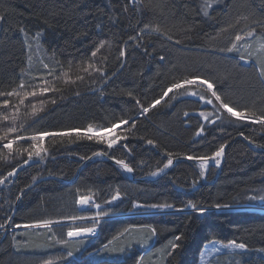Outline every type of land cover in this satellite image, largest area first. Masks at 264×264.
<instances>
[{"label":"trees","instance_id":"trees-1","mask_svg":"<svg viewBox=\"0 0 264 264\" xmlns=\"http://www.w3.org/2000/svg\"><path fill=\"white\" fill-rule=\"evenodd\" d=\"M201 2L0 0V91L16 88L22 72L28 85L44 87L43 81L47 80L51 82L47 86L59 89L29 97L23 104L11 97L13 107L0 109V116L15 113L17 118L13 125L0 121V135L8 126L18 129L10 137L13 138L37 132L83 131L89 124L108 127L120 120L129 122L117 129V135L126 139H120L112 149L105 143L77 139L75 135L71 140L45 137L40 142L47 149L42 153L44 159L34 156L31 164L0 185V224L10 221V227L15 228L45 219L54 222L47 228L14 229L4 237L0 233V264H42L46 257L56 255L65 259L62 264H197L204 244L212 240H235L246 245V251L221 254L213 264H264V210L253 208L261 206L257 200L264 196V149L255 148L244 139L247 136L264 144V127L216 112L217 102L206 92V98L213 99L208 109L204 100L173 90L156 107L141 114V106H149L172 83L193 75L213 82L230 105L251 108L257 115L264 111V82L257 64L264 51L259 50L257 39L240 42L260 51L253 58L245 57L247 63L239 58L242 51L218 50L229 46L237 32L243 34L249 27H255L258 35L264 32L260 27L264 24V0H219L207 17L200 11ZM144 25L149 28L141 32ZM157 26L173 40L151 31ZM21 28L25 31L21 32ZM37 33L44 53L40 59H29ZM177 39L182 43L175 44ZM101 41L107 43L91 62L104 69V79L94 69L88 73L80 71ZM121 50L125 52L123 57ZM161 55L165 57L163 61ZM69 62V77L84 76L83 81L65 83L67 77L62 72L68 71ZM45 63L55 70L52 75L43 67ZM3 99L0 97V101ZM17 110L24 117L17 115ZM206 110L211 111L215 124L203 122L200 112ZM202 126L204 131L197 136ZM149 139L154 143L149 145ZM32 143L35 142L21 140L14 147L31 150ZM221 145L226 149L220 165L209 163L203 177L199 175V162L184 160L175 162L158 179L151 175L163 168L169 154L172 159L211 156ZM95 152H106L114 161L124 160L133 168L135 179L147 180H133L129 172L100 156L87 162L80 159ZM25 159L27 152L23 151L0 158V178L17 169ZM45 176L55 178L26 189L34 177ZM116 189L120 199L106 203ZM81 196H89L94 204H99L97 212L109 214L98 223H68L71 216L96 215L87 206L79 209L76 201ZM252 196L257 199H249ZM189 202L207 211L200 215L187 207ZM165 203L173 205L171 211L139 213L146 211L134 207L145 209ZM217 204L221 210H217ZM78 225H96L98 230L87 242L70 241L67 231ZM144 226L156 229L153 247L160 250L158 257H151L148 246L143 245L150 235L147 228L146 237L135 235ZM178 235L182 239L176 241ZM58 240H66L67 244L57 243ZM171 243L180 246L173 250ZM138 244L143 248L139 249ZM105 245L114 250H106ZM121 248L123 252L119 251ZM68 251H73L72 257L67 256ZM97 252L106 253L97 258L93 256Z\"/></svg>","mask_w":264,"mask_h":264},{"label":"snow or ice","instance_id":"snow-or-ice-1","mask_svg":"<svg viewBox=\"0 0 264 264\" xmlns=\"http://www.w3.org/2000/svg\"><path fill=\"white\" fill-rule=\"evenodd\" d=\"M129 2H132V0H129ZM219 2V0H202L201 2V7H200V11L201 13L207 17L210 15L209 10L213 8V6L215 4H217ZM125 11H127V6H125ZM3 17L0 16V19H2ZM243 19L247 20V17H243ZM237 23H239V19L237 20ZM259 23V22H256ZM260 27L262 30H264V24H260ZM149 26L148 25H144V27L140 30L141 32H143L145 29H148ZM21 32H24L25 30L23 28L20 29ZM151 31L153 32H157L160 33L163 36H166V39L169 41L173 40V37L171 35H168L167 33H164L161 31L160 27L157 26L155 28H152ZM221 31H227V29H221ZM27 35V34H25ZM139 35V34H138ZM40 36V33H37V37ZM256 38L258 41V47L260 51H264V32H262V34L258 35L257 34V29L255 27H249V29L247 31H243V34H241L240 32H237L234 35V39L230 40L229 42V46L227 47H223L218 49L220 52H227V53H240V42L244 41L246 38ZM137 37H130V39L135 40ZM107 43V41H101L99 43V45L95 48V50H93L91 52V56L89 57L88 61L86 62V66H82L80 67V71H83L85 73H88L89 69H94L97 73H100L101 78L104 79V69L101 67H98L96 64L92 63L91 61L97 57L98 53H100L101 49H103L105 47V44ZM175 44H181L182 41L177 39L174 41ZM246 49L250 48L251 45H245L244 46ZM120 56L123 57L125 56V52L123 50L120 51ZM240 60L244 61L245 63H247L248 61L245 59V56L243 54H240L239 56ZM165 59L164 56H160V60L163 61ZM257 64L260 66V71H259V76L261 78V81L264 82V57L258 58L257 59ZM43 67L45 69H48V75H52L54 73V69L49 68L48 64H44ZM72 65L71 62H69V69L68 71H63L62 74L67 77V79L65 80V83H70V84H75L77 81H83L85 79L84 76H80L77 75L75 79H71V77H69V72L71 71ZM115 75V73L113 74ZM33 79H36L35 77H33ZM43 83L46 85L44 87H40L39 85H28L24 79V75L22 72V75L20 77V82L17 85L16 88H13L11 91H0V97H3L4 99L2 101H0V109H3L5 111H7L9 108L13 107L10 98L11 97H17L19 99V103L23 104L24 101L26 99H28L29 97H38V96H43L45 93L49 92V91H59V89L53 87H49L47 85H49L51 82L44 80ZM26 88H31V90H25ZM192 88H196V89H200L202 91H190L189 89ZM173 90H183V92H181V95H188V96H193V97H197L199 100H204L205 103L207 104H213V99L217 102V107H216V112H220L222 113H227L228 116L233 117L237 120H247L249 121L251 124H258L261 127H264V111H261L259 115H257L256 111H254L251 108H239L236 105H230L229 102H227L219 93L218 90L215 87V84L213 82H210L208 79L206 78H201L199 75H193V76H185L183 79L178 80L174 83L171 84L170 87L167 88L166 91L163 92V95L159 98L156 99L153 103H151L149 106L142 107V112L141 114L144 113H148L152 108L156 107L157 104H159L161 102V100L164 99V97L168 96V94L170 92H173ZM210 93L211 97L213 99H207L206 96L204 95V93ZM77 95H79V93H76ZM129 96L132 95L131 92L128 93ZM175 97H173L174 99ZM51 103H55L56 101L54 99L50 100ZM44 101H41V104L43 105ZM140 102L137 100V104H139ZM18 107V105L16 106ZM42 110V109H41ZM32 115H35V111L32 113ZM185 115L187 116L188 113H185ZM202 116H204L205 120H208V116L205 115L204 113H201ZM16 115L15 113L9 115V114H5L3 116H0V121H4V122H8V121H15L16 120ZM217 119H220V116L217 117ZM129 122L127 120H120L118 122H114L112 123L110 126L105 127L103 125H99V126H94L93 124H89L87 126V128L85 130H80V129H69V130H65V131H61V132H37L31 136H21V135H15L13 138L12 134L13 133H17L18 129L15 127H11L8 126L7 130L3 132L2 135H0V158L3 159H7L8 156H11L13 154V152H16L18 155L22 154L23 152H27V159H25L23 161V164L27 165L29 163V161L33 160V157H39L40 160L44 159V156L42 155V153H46L47 149L45 147H43V145L40 143L41 141H43L45 139V137H68L70 140L73 137V135H75V137L77 139H87L89 141L92 140H96L99 143H106L107 144V148L108 149H112L115 145H117L118 141L120 139H126V137H121L119 135H115L113 136V133L116 132V129L118 128L119 125L123 124V125H127ZM211 123L215 124L216 121H211ZM131 127H135V124L133 123L131 125ZM204 131L203 126L201 127L200 131L196 133L197 136H199L201 134V132ZM241 136H244V133L241 132L240 133ZM244 139L249 141L250 144H253V146L255 148H261L264 149V144H260V143H255L253 140H251L249 137L244 136ZM21 140H30L33 141L35 143H32L30 145V149H23L21 150L20 148H16L14 147V145L17 144L18 141ZM147 143L149 145L153 144L154 142L149 139L147 141ZM124 147H127L126 145H124ZM7 153V155H5L4 153ZM224 153V145H221L219 147V149L217 151H215L211 156H200V157H193L191 155L186 156L185 158L187 160H193V159H197L200 161V173L199 175L201 177H203L205 175V170L208 167L209 161H214L215 165L218 167L221 163L220 157L222 156V154ZM101 155H107L106 152H95L93 153V156H101ZM92 157H80V159L84 160V159H91ZM115 163L117 165H119L120 167H122L124 170H126L127 172H133V168L129 166L128 163H126L124 160L121 159H116ZM173 165V159L171 154H169L168 158H167V162L163 165V168H158L157 171L152 172L151 175L153 176H157L160 173H163L165 169L169 168L170 166ZM17 174L16 169L13 168L11 171H9L7 173L6 177L0 178V185L5 184L6 180L8 177H12L15 176ZM35 177L33 178V181H35ZM120 199V191L119 189L115 190V194L112 195L111 200L106 201V203L111 204L113 201H117ZM249 199L251 200H255L257 199V197L252 196L249 197ZM259 199L261 201H264V196H260ZM77 204L79 205H89L92 203L91 197L89 196H81L77 199L76 201ZM96 208H100L99 204H95L94 205ZM134 207H136V205H134ZM150 207L152 208H172L173 205L171 204H153L150 205ZM187 207H191L193 210L197 211L200 215H203L207 209L203 208V207H197V205L195 203H191L189 202V204L187 205ZM216 208H220L221 205L217 204L215 205ZM224 207H227V205H225ZM178 211H183V209H178ZM109 213L107 211H100L97 212L95 217H91L90 219H92L95 223L99 222V218L100 217H104L107 216ZM10 219V218H9ZM68 219L70 220H84V219H89L88 217H83V216H71ZM54 223L53 221L50 220H41V221H37L34 224H28V225H24V227L26 228H30V227H49L50 224ZM6 225L5 224H0V229L5 228ZM17 227H19V225H17ZM145 228H147L152 235H155L156 233V229L152 228L150 226H144ZM96 231L95 227H90V226H76V227H72L69 228L67 231V237L72 238V237H80L81 235L84 234H94ZM125 231H128V229H125ZM115 239V238H114ZM182 239L181 235H178L175 237L176 241H179ZM146 242V241H145ZM57 243H61V244H67L66 240H58ZM112 241H109V244H111ZM180 245L177 243H171V248L173 250H175L176 248H178ZM221 247L226 248V249H240V250H244L246 249V245L244 243H237L235 240L229 241L226 244L221 245ZM106 250H114V249H108V246L105 245ZM213 250L216 252L220 251V248L215 247V242H213ZM119 251L123 252L124 249L121 248L119 249ZM261 251H264V249H261ZM169 255H171V253H169ZM67 256L68 257H72L73 256V251H68L67 252ZM61 259H63V257H60ZM201 259H203V254H201ZM42 264H53V261L51 259H46L42 261Z\"/></svg>","mask_w":264,"mask_h":264},{"label":"rangeland","instance_id":"rangeland-1","mask_svg":"<svg viewBox=\"0 0 264 264\" xmlns=\"http://www.w3.org/2000/svg\"><path fill=\"white\" fill-rule=\"evenodd\" d=\"M240 51H242L240 54H243L245 57H249V58H253V57L257 56L256 54L260 52L257 48L252 47V46L250 48H247V49L245 48L244 49V44L241 45ZM29 53H30L29 59H30V57L31 58L34 57L36 59H40L41 56H42V53H44L43 50H42V48H41V45H40V42H39L38 37L37 38L36 37H33V44L31 45V48L29 49ZM240 54H239V56H240ZM203 104H206V105H204L205 108H207V109L209 108V106H208L209 104L205 103V101L203 102ZM25 109L22 110V111L26 113L27 110H25ZM22 111L21 110H17V112H19V113H17V115H19L20 117H24L22 115H25V114ZM201 113H204L205 115H207L208 116V120H205L204 119V116H202ZM200 116L203 119V122H205V123L208 122L210 124H213V123H211V121H214V119L212 117V113H211L210 110H206V111L200 112ZM20 121H21V119H20ZM5 123H8V124H12L13 125V124H15V121L14 122L13 121H8V122H5ZM120 126L121 125H119L118 128ZM117 129H116V132L113 133V136L117 135ZM106 146H107V144H106ZM209 163H213V161H209ZM91 200H92V203L89 204V205H87L86 208L93 209V211L95 213H97V211H98L99 208H96L94 206L95 204H94L92 198H91ZM136 208L139 209V211H142V210L143 211H146V212H139V213H156V212H168V211H171V208H152V207H146L145 209H143L144 207H142V206L141 207L136 206ZM253 208H258V209L264 210V206L263 205L258 206V207L253 206ZM218 209L221 210V208H217V210ZM93 217H95V216H93ZM90 218L89 219H84V220H75V221L71 220L68 223H70V224L71 223H79V222L86 223L87 221L94 222ZM100 218H99V220H100ZM90 227H95L96 231H95L94 234H84V235H81L80 237H72V238L67 237V234H66V237L69 238V240L70 239H72V240L74 239V241H85V242H87L88 239H91V237H93V236L96 235L97 230H98L96 225H93V226H90ZM21 228H26V227H24V226H19V227H15V228L9 227V229L7 230V232L12 231L14 229H21ZM35 228H38V227H30L29 229H35ZM145 229L146 228H139V229H137L138 232L135 235H137L138 237H146L148 235V233L145 231ZM4 230H5V228L0 229V233H3V236L2 237H4V235L6 234V232ZM72 240H70V241H72ZM145 241L146 242L143 245L148 246L149 249H147V251H149L148 253H152L151 257H156V256L158 257V253L160 252V250L158 248L154 249V247H153V244L155 242V235H152V233L150 232L149 237L146 238ZM213 242H215V247L220 248V251L219 252H216V251L213 250ZM226 243H228V242H221V241H218V240H212L210 242L205 243L204 246H203V248H202V250H201V252H200V254H199V258H198V263L197 264H213V262L215 261V259L219 255H221V254L227 253V254L231 255V254H233L235 252H244V251H246V249H244V250H240V249H226V248L221 247V245L226 244ZM141 245L142 244H138L137 247L139 249H141V247H142ZM102 253L105 254L106 252L105 253L102 252ZM102 253L97 252L93 256L99 258V257L104 256ZM201 254H203V259H201ZM46 259H51L53 261V264H55V263L62 264L65 261V259H61L57 255L56 256H48V258L46 257Z\"/></svg>","mask_w":264,"mask_h":264},{"label":"water","instance_id":"water-1","mask_svg":"<svg viewBox=\"0 0 264 264\" xmlns=\"http://www.w3.org/2000/svg\"><path fill=\"white\" fill-rule=\"evenodd\" d=\"M225 149H226V147H224V151H225ZM224 155V153L222 154V156ZM90 157H92L91 159H86V161L85 162H87V161H89V160H93L94 158H97V157H99V156H93V155H91ZM100 157H103L104 159H107V160H109L110 162H115L113 159H111V158H108L106 155H101ZM193 161V162H200L199 160H197V159H193V160H187L186 158H183V157H177V158H173V165L175 164V162H177V161ZM33 161H29V163L27 164V165H29V164H31ZM84 162V163H85ZM27 165H25V164H21V165H19V167L16 169V172H18L19 170H21L23 167H25V166H27ZM172 165V166H173ZM172 166H170L169 168H167V169H165L164 170V172L163 173H160L159 175H157L155 178H153V179H158V178H160V177H162L163 175H165L171 168H172ZM80 169L81 168H79L78 169V171L76 172V174H75V176L74 177H76L77 176V174H78V172L80 171ZM129 174H130V176H131V178L133 179V180H147L146 178H140V179H135L134 178V176H133V172H129ZM16 176V175H15ZM15 176H13V177H15ZM50 178H55V177H53V176H45V177H41L40 179H36L35 181H33L26 189H29V188H31V187H33L35 184H37L39 181H42V180H45V179H50ZM74 179V178H73ZM73 179H71V180H73ZM64 180V179H63ZM71 180H69V181H71ZM18 201H19V198L17 199V201H16V203H15V206L17 205V203H18ZM257 203L259 204V205H262L263 204V201H261L260 199H258L257 200ZM87 205H79V209L81 210V209H84L85 207H86ZM6 227H5V232H7V230L9 229V227H10V221H8L6 224Z\"/></svg>","mask_w":264,"mask_h":264}]
</instances>
